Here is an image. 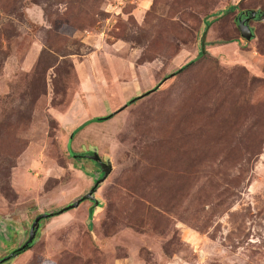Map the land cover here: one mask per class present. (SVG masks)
<instances>
[{"label":"rangeland","instance_id":"obj_1","mask_svg":"<svg viewBox=\"0 0 264 264\" xmlns=\"http://www.w3.org/2000/svg\"><path fill=\"white\" fill-rule=\"evenodd\" d=\"M41 213L0 264H264V0H0V258Z\"/></svg>","mask_w":264,"mask_h":264},{"label":"water","instance_id":"obj_2","mask_svg":"<svg viewBox=\"0 0 264 264\" xmlns=\"http://www.w3.org/2000/svg\"><path fill=\"white\" fill-rule=\"evenodd\" d=\"M244 13V12H243ZM255 17V13L251 14L250 16H245L242 17L241 15H239L237 17V26L240 30L241 36L244 37L245 39H251L253 36L252 33V28L251 26L248 24V21L251 18ZM205 35L206 32H204L202 34L201 37V44L203 45L204 43V39H205ZM203 53V48L201 50V54ZM175 73H171L169 75L172 76ZM168 77L164 78L156 87H154L152 90H156L157 87L167 79ZM135 99V98H134ZM131 100L130 102L134 101ZM90 159L97 161L99 163V166L101 168V177L96 179L97 177H94V185L89 189V191L80 196L79 198H77L75 201H73L72 203L68 204L67 206L61 208L57 213H62L64 211H67L68 209L71 208H76L78 207L82 201L84 200H89L92 201V205L89 207V215L92 216L93 215V211H94V207L99 205V199H97V197L95 196V192L97 191V188L99 186L100 183H102L106 177L109 175V173L111 172L112 169V165H111V161L109 159H106L105 162H102L97 151L93 150L92 154L88 156ZM54 213H41L39 215H37L30 227V232H29V237L27 239V241L25 243L22 244L21 247L17 248L16 250H14L13 252H11L7 257H5L4 259H2L0 262H2L3 260H9L11 257L16 256L18 253H20L21 251H25L27 249V247L30 246V243H32L34 241V237L36 235V232L38 231L39 225H40V220L47 218L51 215H53Z\"/></svg>","mask_w":264,"mask_h":264},{"label":"trees","instance_id":"obj_3","mask_svg":"<svg viewBox=\"0 0 264 264\" xmlns=\"http://www.w3.org/2000/svg\"><path fill=\"white\" fill-rule=\"evenodd\" d=\"M133 102V101H132ZM119 111H121V109H117L115 112H112V113H110V114H108V115H104V116H96V117H92V118H90V119H87L84 123H82L78 128H80V127H82V126H84V125H86V124H88V123H90V122H93V121H103V120H106L107 118H109L111 115H113V114H115V113H117V112H119ZM88 215H89V213H88ZM90 216V215H89Z\"/></svg>","mask_w":264,"mask_h":264},{"label":"flooded vegetation","instance_id":"obj_4","mask_svg":"<svg viewBox=\"0 0 264 264\" xmlns=\"http://www.w3.org/2000/svg\"><path fill=\"white\" fill-rule=\"evenodd\" d=\"M244 12V13H243ZM255 13V17L253 18V19H256L257 17H258V13L259 12H257V11H248V10H239V13H238V15H237V17L239 16V15H241L242 17H245V16H250L251 14H254ZM236 17V18H237ZM249 23V22H248ZM89 155H91V154H81V155H78V156H82V157H88ZM15 250V249H14ZM10 252H12V251H10ZM7 256V255H6ZM6 256H4V257H1L0 258V261L2 260V259H4Z\"/></svg>","mask_w":264,"mask_h":264}]
</instances>
